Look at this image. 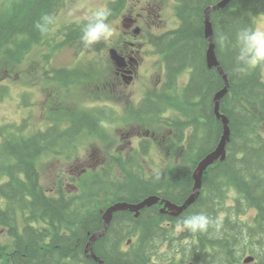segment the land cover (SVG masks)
<instances>
[{
  "label": "trees",
  "instance_id": "obj_1",
  "mask_svg": "<svg viewBox=\"0 0 264 264\" xmlns=\"http://www.w3.org/2000/svg\"><path fill=\"white\" fill-rule=\"evenodd\" d=\"M176 1L178 26L154 40L157 50L164 53L168 82L146 104L153 102L155 111L150 115L172 132L178 152L174 149L171 161L150 174L137 161L118 162L119 170H104L86 181L87 192L78 199L63 190L50 192L41 182L39 161L46 155L70 157L80 140L90 137L86 132L96 124L91 117L100 115L101 119L107 113L90 110L63 129L56 124L33 135L21 130L13 133L0 144V229L8 231L6 241L0 236V264H98L87 253L90 239L104 229L103 214L95 206L138 204L151 196L182 205L193 195L195 170L216 150L224 133L215 113V97L225 81L215 68H208L210 43L205 33V11L221 0ZM65 3L15 0L7 16L0 14V54L6 48L14 60L31 53L54 27L41 34L36 22L44 15L56 20ZM127 3H111L108 22ZM262 14L264 0H234L210 15L216 56L230 84L220 105L230 126L225 159L207 170L198 199L176 219L163 215L158 205L144 209L139 217L128 211L115 213L93 246L105 264H187L188 260L207 264H234L235 260L237 264L245 248L263 234L264 81L256 67L243 74L236 71L235 60L236 33L244 27L255 28ZM86 22L59 30L66 45L77 51L83 48L79 37ZM104 47L102 41L87 50ZM182 75H188L186 86H176ZM171 109L178 114L161 120ZM252 211L257 215L250 227L247 216ZM191 214L207 216V230L176 235L174 228L181 227L182 218ZM222 216L227 217L219 223ZM127 243H131L128 250ZM232 249L235 254L231 256Z\"/></svg>",
  "mask_w": 264,
  "mask_h": 264
},
{
  "label": "rangeland",
  "instance_id": "obj_2",
  "mask_svg": "<svg viewBox=\"0 0 264 264\" xmlns=\"http://www.w3.org/2000/svg\"><path fill=\"white\" fill-rule=\"evenodd\" d=\"M14 1L0 0V13L5 14ZM111 1L66 0L54 22V33L68 24L87 19L97 8H107ZM176 5V0H128L127 9L135 8L147 14L146 33L151 31L160 35L177 25ZM158 7L162 10H155ZM159 14L161 17L157 18ZM121 22V16L110 22L114 35L106 42L107 49L101 52L100 58L89 53L77 55L65 41L55 43L50 40L49 45L35 46L17 63L10 64L8 60L5 63V58L0 59V79L8 78L7 84H10L12 93L10 100L0 102V122H8L11 133L24 123L31 134L45 130L56 122L67 127L73 119L94 108H111L119 116L116 123L104 130L101 138L81 141L71 157L44 156L39 161L42 182L50 192L63 190L68 196L83 199L87 192L86 181L90 182L95 175L102 174V168L107 167L114 156L121 160H126L128 156L139 159V145L143 140L151 141L148 155L140 162L145 165L147 174L169 163L174 149L175 153L178 152L170 140L169 130L163 124L150 123L135 116L140 101L146 96L155 97L160 86H104L111 84L107 55L114 47L112 41L119 34ZM257 27L264 29V15L256 20ZM159 59L154 65V70L158 72L162 67ZM257 68L264 77V64L257 65ZM59 69L65 70V78L71 83L69 86L56 80L55 71ZM185 82L186 79H182L181 85L184 86ZM177 114L171 109L163 117ZM254 216L255 211H252L249 218ZM0 236L6 241L8 231L0 229Z\"/></svg>",
  "mask_w": 264,
  "mask_h": 264
},
{
  "label": "flooded vegetation",
  "instance_id": "obj_3",
  "mask_svg": "<svg viewBox=\"0 0 264 264\" xmlns=\"http://www.w3.org/2000/svg\"><path fill=\"white\" fill-rule=\"evenodd\" d=\"M161 10L162 9H160V7L157 9V11H161ZM149 13L150 12H148V14ZM146 15L147 14H145L143 11H138L135 8H131L130 10L127 9L126 12H123L120 15L122 18V22H121V26L119 27V34L112 41V44L114 45V47L109 49V52L107 55L108 60L110 62L109 63L110 76L109 75L108 76H109V82L111 84H105L104 86H112L116 84H119L121 86H127V87L166 86L167 85V82H165L167 81V79L164 78L166 67L164 63L162 62L163 60L162 57L160 58L158 56L160 58L158 62L162 64V67H160L161 70L159 72L154 70V65L157 61L156 56L158 54L153 49L151 35L145 34L146 29L144 25L147 23ZM157 18H160V15H157ZM105 46H106L105 49H95L93 51H89L85 48H82L81 50L77 51V55L89 53V54H94L96 55V57L100 58L99 55L101 54V52L107 49L106 42H105ZM150 48H152L153 50H151ZM111 50L116 51L118 60L114 61L112 59V55L110 53ZM9 51H12L11 46L9 47ZM3 54H0V59L5 58L4 59L5 63L8 60V62H10L11 64L13 60L11 52H7L5 48ZM55 72L57 76L56 80L64 83V86H69L71 84L65 78V75H64L65 70L61 71L59 69V70H56ZM59 76L63 78L59 79L58 78ZM7 81H8L7 77H5L4 80L0 79V102L10 100L12 97V93H10L11 86L10 84L9 85L7 84ZM176 86H181V85L178 84ZM146 109L149 110L150 112H153L154 105L150 103L146 106ZM111 110H112L111 108L106 107L105 112L107 113V115L102 117L101 119L98 118L100 117V115H96V117H91L96 120V124L92 123L93 126L92 127L89 126L91 129L89 132L87 131L86 134H91V135L94 134V135H97L99 138H101L103 135V132H105L104 130L109 125H112L119 120V116L116 114V112L114 110L113 111ZM86 117L87 116H85V118ZM143 118H146V117H143ZM55 125L56 124L53 123L49 127H52ZM65 126H63V128L69 127V126L67 127ZM23 127H24V124L21 128ZM10 129H11V126H8V122H0V144L4 142L3 141L4 139L6 141L7 139L12 137L13 133L10 132ZM1 130H3L4 133H1ZM90 138H94V137L91 136ZM226 217L227 216H222V220L220 219L219 223H222L224 219H226ZM251 223H252V220L250 219V224ZM231 229L232 228L229 227L227 230L229 231L228 235L231 234L232 236V233L230 231ZM262 230L264 231V228H262ZM262 233L263 234H261L260 240H262L264 243V232ZM220 237L222 238L223 236L220 235ZM233 244H235V242ZM260 246H262V244H257L256 247L254 248L247 246L244 258L249 255L255 258V261L249 264H254L257 259H261V258H262L261 264H264V247L260 249ZM230 254L231 256L235 254L233 249ZM198 260H202V258L199 257ZM233 263L235 264V260L233 261ZM188 264H193V263H188ZM198 264H207V262L198 261ZM240 264H245L243 258L241 259Z\"/></svg>",
  "mask_w": 264,
  "mask_h": 264
},
{
  "label": "clouds",
  "instance_id": "obj_4",
  "mask_svg": "<svg viewBox=\"0 0 264 264\" xmlns=\"http://www.w3.org/2000/svg\"><path fill=\"white\" fill-rule=\"evenodd\" d=\"M111 15L107 8H97L91 12L87 22L81 27L80 41L85 49H92L94 45L109 41L114 31L108 17ZM55 22V17L44 15L36 22L35 28L45 34ZM235 48L237 62L236 71L246 73L247 70L264 64V29L241 28L235 36ZM210 225V220L204 214H191L182 218L180 226L192 232L205 231Z\"/></svg>",
  "mask_w": 264,
  "mask_h": 264
},
{
  "label": "water",
  "instance_id": "obj_5",
  "mask_svg": "<svg viewBox=\"0 0 264 264\" xmlns=\"http://www.w3.org/2000/svg\"><path fill=\"white\" fill-rule=\"evenodd\" d=\"M233 1L234 0H222L219 3H217L216 5L207 8L205 11V24H206L205 33H206V38L210 42V47H209V50L207 53L208 68L209 69L215 68L223 76L224 81H225L224 89L221 92H219L215 97V112H216L217 118L219 120H221L223 123L224 133H223L222 140L220 141L217 149L213 153L208 155L206 158H204L200 162L199 166L197 167V170L194 174V181H195L194 194L182 206L172 205L168 201L160 200L158 197H150L138 205L120 203V204H116V205L112 206L107 211V213L105 214L104 230L98 234H95L90 239V242L88 244L87 252L88 253L90 252V257L94 261H96L97 263L105 264L103 261H101L95 255L94 250H93V246L99 238L104 236L105 232L107 231V228L109 227V225L111 223V220L113 218V214H115L119 211H130L132 213H137V215H138V213L141 210H143L147 207H152L161 201L162 204L164 203L166 205V208H168L172 212H175L178 215H180L185 210H187L193 203H195V201L197 200V198L200 194V189L202 187V179L204 176V172L211 165L215 164L217 161L225 159V157H226V146L230 140V126H229L228 118L226 117V115L222 114L220 111V105H221L222 99L228 93L230 84H229V80H228L226 74L224 73V71L222 70L221 65L218 61V58L216 56L215 44H214V30H213V26L210 22V15H211L212 11L225 9ZM112 55H113L112 57L114 60H118V58L114 52H112Z\"/></svg>",
  "mask_w": 264,
  "mask_h": 264
},
{
  "label": "bare ground",
  "instance_id": "obj_6",
  "mask_svg": "<svg viewBox=\"0 0 264 264\" xmlns=\"http://www.w3.org/2000/svg\"><path fill=\"white\" fill-rule=\"evenodd\" d=\"M258 236V235H257Z\"/></svg>",
  "mask_w": 264,
  "mask_h": 264
}]
</instances>
